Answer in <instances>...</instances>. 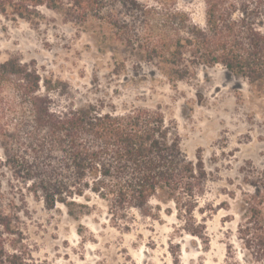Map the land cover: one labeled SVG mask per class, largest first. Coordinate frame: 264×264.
Returning a JSON list of instances; mask_svg holds the SVG:
<instances>
[{"label": "trees", "instance_id": "trees-1", "mask_svg": "<svg viewBox=\"0 0 264 264\" xmlns=\"http://www.w3.org/2000/svg\"><path fill=\"white\" fill-rule=\"evenodd\" d=\"M177 2L0 0V16L34 28L48 22L45 12L84 31L99 25L97 36L124 50L111 51L116 76L133 60L175 86L198 67L219 66L264 96V0H202V26ZM59 86L34 62L0 64V264H45L33 259L26 236L25 193L48 211L63 207L72 219L91 214L79 201L96 199L110 223L124 229L132 212L157 221L161 206L172 205L183 231L203 239L193 215L204 214L199 201L209 175L198 154L188 159L176 126L158 109L117 115L59 106L52 99ZM240 185L236 240L246 263L264 264V167Z\"/></svg>", "mask_w": 264, "mask_h": 264}, {"label": "rangeland", "instance_id": "rangeland-1", "mask_svg": "<svg viewBox=\"0 0 264 264\" xmlns=\"http://www.w3.org/2000/svg\"><path fill=\"white\" fill-rule=\"evenodd\" d=\"M177 4L203 25L202 0ZM45 15L48 22L38 28L0 16V64L10 58L34 62L42 77L61 84L52 95L59 106H95L117 115L158 109L176 126L188 159L201 157L209 178L199 201L204 214L193 215L204 227L203 239L183 231L172 205L161 206L157 221L132 212L134 222L124 229L110 223L96 199L79 201L91 214L72 219L63 207L48 211L25 193L33 259L45 264H248L236 240V202L241 181L264 167V96L219 66L198 67L192 79L175 86L154 67L133 60L116 76L111 51L123 56L124 50L98 37L99 25L84 31ZM1 182L8 193L6 181Z\"/></svg>", "mask_w": 264, "mask_h": 264}]
</instances>
